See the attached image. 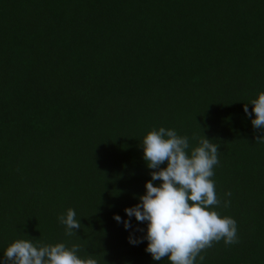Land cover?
I'll return each mask as SVG.
<instances>
[{"label":"trees","instance_id":"16d2710c","mask_svg":"<svg viewBox=\"0 0 264 264\" xmlns=\"http://www.w3.org/2000/svg\"><path fill=\"white\" fill-rule=\"evenodd\" d=\"M261 92L264 0H0V256L28 239L169 264L128 242L144 223L113 219L144 194L141 144L165 127L219 146L212 207L238 242H213L203 264H264V142L243 112Z\"/></svg>","mask_w":264,"mask_h":264},{"label":"clouds","instance_id":"9594fccd","mask_svg":"<svg viewBox=\"0 0 264 264\" xmlns=\"http://www.w3.org/2000/svg\"><path fill=\"white\" fill-rule=\"evenodd\" d=\"M243 112L250 118L252 127L262 133L256 141L264 142V92L244 104ZM141 146L146 167L152 170L150 180L145 182L139 202L124 209L125 219L113 215L126 231L132 227L133 217L146 225L143 236L130 233L128 242L135 246L146 241L144 250L152 260L167 257L169 264H203L200 253L213 242L237 243L236 221L221 216L212 207L221 204L211 179L219 163V146L204 137L198 146L190 149L188 137L165 127L148 132ZM155 181L159 183L154 185ZM229 203L225 200L223 206L228 207ZM57 220L68 236L81 227L71 208ZM79 251L78 245H36L28 239H17L6 247L0 264H97L91 255L81 258Z\"/></svg>","mask_w":264,"mask_h":264}]
</instances>
